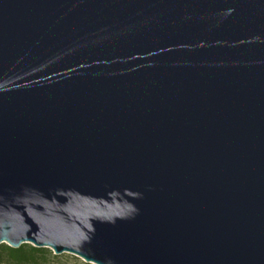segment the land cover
I'll return each mask as SVG.
<instances>
[{
  "label": "water",
  "instance_id": "95a60500",
  "mask_svg": "<svg viewBox=\"0 0 264 264\" xmlns=\"http://www.w3.org/2000/svg\"><path fill=\"white\" fill-rule=\"evenodd\" d=\"M1 244L264 264V0H0Z\"/></svg>",
  "mask_w": 264,
  "mask_h": 264
},
{
  "label": "trees",
  "instance_id": "16d2710c",
  "mask_svg": "<svg viewBox=\"0 0 264 264\" xmlns=\"http://www.w3.org/2000/svg\"><path fill=\"white\" fill-rule=\"evenodd\" d=\"M48 252V249L35 248L29 244H23L18 249L1 244L0 264H41Z\"/></svg>",
  "mask_w": 264,
  "mask_h": 264
},
{
  "label": "rangeland",
  "instance_id": "374dc122",
  "mask_svg": "<svg viewBox=\"0 0 264 264\" xmlns=\"http://www.w3.org/2000/svg\"><path fill=\"white\" fill-rule=\"evenodd\" d=\"M48 251L41 264H88L71 254L54 255L51 250L48 249Z\"/></svg>",
  "mask_w": 264,
  "mask_h": 264
}]
</instances>
